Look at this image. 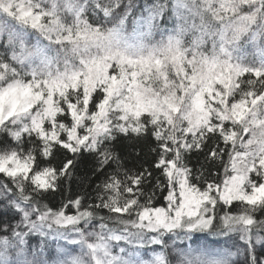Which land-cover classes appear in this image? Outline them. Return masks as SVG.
I'll return each instance as SVG.
<instances>
[{
  "label": "snow or ice",
  "instance_id": "snow-or-ice-1",
  "mask_svg": "<svg viewBox=\"0 0 264 264\" xmlns=\"http://www.w3.org/2000/svg\"><path fill=\"white\" fill-rule=\"evenodd\" d=\"M0 264H264V0H0Z\"/></svg>",
  "mask_w": 264,
  "mask_h": 264
}]
</instances>
